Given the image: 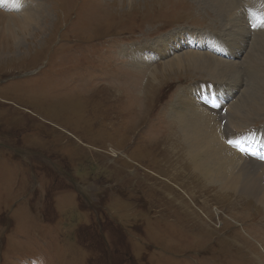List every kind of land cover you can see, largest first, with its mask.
I'll return each mask as SVG.
<instances>
[{
	"label": "rangeland",
	"instance_id": "1",
	"mask_svg": "<svg viewBox=\"0 0 264 264\" xmlns=\"http://www.w3.org/2000/svg\"><path fill=\"white\" fill-rule=\"evenodd\" d=\"M8 1L3 15L41 7L49 17L41 32L0 28V264H264V206L209 186L169 121L176 93L206 80L151 77L162 58L136 69L126 55L183 32L229 41L238 26L218 20L211 0ZM246 25L244 55L259 28ZM207 91L204 101L217 94ZM244 137L232 141L246 147L256 133ZM212 206L227 213L223 224Z\"/></svg>",
	"mask_w": 264,
	"mask_h": 264
},
{
	"label": "bare ground",
	"instance_id": "2",
	"mask_svg": "<svg viewBox=\"0 0 264 264\" xmlns=\"http://www.w3.org/2000/svg\"><path fill=\"white\" fill-rule=\"evenodd\" d=\"M198 1L204 4L208 0ZM236 1L240 2L241 5L235 4ZM259 2L260 5L256 7L253 5L254 0H211L212 11L218 20H228L231 28L234 25L238 26L237 36H229V41H219L216 36L209 34L204 37L213 42L227 44L229 56L235 58L234 55H237V58H241L239 63L225 61L210 51L199 53L200 51L188 48L185 43L188 40L187 34L189 32L173 36L172 34L166 35L163 40L160 39L151 46L153 51L147 49V46L131 47L126 55L130 58L132 68L136 69L150 68L156 58H162L163 63L160 69L156 68V64L152 67V72L148 71L147 75H151V77L180 70L193 71L197 75L201 73V78L206 82L199 83L195 89L194 86H191L180 90L176 93L171 109H169V117L172 119L169 121L175 122L178 127L174 134L177 139L176 143L181 145L185 152L187 151L194 159L195 170L209 183V186L213 188L217 186L221 192H237L246 198L250 196L264 206V164L254 162L246 156L238 154L228 147V144H225V141L242 138L244 135L256 133L263 136L264 134V128L256 132L249 127L252 121L259 119L263 116L261 114H264L263 90L261 89L264 88V43L256 42L261 40L264 42V35H261L264 27L257 29V33H255V37L253 35L250 43L251 50H248L244 55L248 47L246 38L249 36L246 31V23L250 17H259L264 14V0H259ZM8 4L13 6H8V9L16 8L12 1H8ZM245 8H248L249 11ZM41 12V7H38L36 11L29 8L22 9L19 15L16 13L3 15L5 13L0 11V28H12L11 31L21 33L33 30L41 32L48 24L49 17V14L45 17L40 16ZM43 18L44 21L41 20ZM166 41L169 44L164 46ZM256 44L259 45L257 53L254 51ZM178 49L184 50L183 53H175ZM142 54H146V58L134 57L135 55L142 56ZM123 62L121 59L118 60V65ZM246 63L247 67L241 66L242 71H240L239 66ZM248 70L251 76L246 73ZM241 73L245 77V85L248 87L240 93L235 101L233 99L236 87L238 88L239 85L243 87L244 85V81L237 78L238 76L241 78ZM229 76H231L230 80ZM224 78L226 79L223 80ZM250 79L260 88H256L253 83L249 82ZM208 82L211 84L215 82L214 89L221 90L220 95L226 100V103L217 111H211L196 103L198 99L195 100L196 98L194 99L193 96L195 92L200 90L204 93L203 87L207 86ZM224 82H228L229 85L224 87ZM211 93H215V91ZM252 176H260V179L254 180Z\"/></svg>",
	"mask_w": 264,
	"mask_h": 264
},
{
	"label": "snow or ice",
	"instance_id": "3",
	"mask_svg": "<svg viewBox=\"0 0 264 264\" xmlns=\"http://www.w3.org/2000/svg\"><path fill=\"white\" fill-rule=\"evenodd\" d=\"M12 2L15 6L19 7V0H12ZM253 19L255 20V22L253 23V27H256V26L264 27V14L260 15L259 17H254ZM242 139H247V137H244ZM228 143L237 145L241 152H244L245 154H247L246 148L243 146H240L242 143V140H236V141L229 140Z\"/></svg>",
	"mask_w": 264,
	"mask_h": 264
},
{
	"label": "built area",
	"instance_id": "4",
	"mask_svg": "<svg viewBox=\"0 0 264 264\" xmlns=\"http://www.w3.org/2000/svg\"><path fill=\"white\" fill-rule=\"evenodd\" d=\"M241 208V207H240ZM239 208V209H240ZM238 209V210H239ZM200 211H202L201 209H200ZM203 212V211H202ZM208 212H210V216H211V219H212V217H216V219H217V221L218 222H221L222 224H223V222L226 220V219H228V217L226 216L227 215V213H224V212H222L221 211V209H219L218 208V206H212V209H210V211H208ZM204 213V212H203ZM212 220H210V222H211Z\"/></svg>",
	"mask_w": 264,
	"mask_h": 264
}]
</instances>
